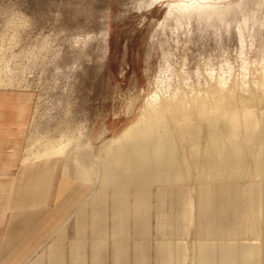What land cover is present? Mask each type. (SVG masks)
<instances>
[{
    "label": "rangeland",
    "instance_id": "1",
    "mask_svg": "<svg viewBox=\"0 0 264 264\" xmlns=\"http://www.w3.org/2000/svg\"><path fill=\"white\" fill-rule=\"evenodd\" d=\"M0 88L36 93L24 159L68 142L89 186L24 264H199L204 247L264 264V0H0ZM162 105L163 169L124 157Z\"/></svg>",
    "mask_w": 264,
    "mask_h": 264
},
{
    "label": "crops",
    "instance_id": "2",
    "mask_svg": "<svg viewBox=\"0 0 264 264\" xmlns=\"http://www.w3.org/2000/svg\"><path fill=\"white\" fill-rule=\"evenodd\" d=\"M35 103L32 90L0 88V264H24L89 192L64 157L24 159Z\"/></svg>",
    "mask_w": 264,
    "mask_h": 264
},
{
    "label": "bare ground",
    "instance_id": "3",
    "mask_svg": "<svg viewBox=\"0 0 264 264\" xmlns=\"http://www.w3.org/2000/svg\"><path fill=\"white\" fill-rule=\"evenodd\" d=\"M200 1H202V0H200ZM181 7L182 8H188L189 6L186 5V6H181ZM182 10L183 9H181V11ZM206 11H208V10H206ZM240 103H244L246 105V102H244L242 99L240 100ZM230 105L231 104H229V106ZM155 107L159 108V106L157 107L156 105H155ZM246 107H248V105L245 106V108ZM168 109H169L168 105H162V107L158 110H154V109L150 110L149 109L150 112L147 113L146 117H143V125L141 127H137V128L130 131L133 138H137V137H140L141 135H143L142 146L140 148L129 146L128 148L123 149L121 151V154H123L124 157H127V156H129V154L134 153L138 150L143 151V155L145 157L143 159V161H145L147 159L157 169H163V167H164L163 159L161 157L157 156L151 150L161 149V147H163V141L170 134L169 129H166L165 126L163 125V118H164L163 115ZM248 109H250V108L248 107L247 109H245V112H247ZM232 112L237 113L236 111H232ZM255 118H256V116H254L252 121H251L252 125L254 127L257 126ZM232 121L234 122V120H232ZM68 146H69L68 142L61 141V142H58L54 145L46 147L45 149L40 151L37 156H44V155L62 156L63 154L64 155L66 154ZM231 148L233 149L232 151L236 150V146H234V145L231 146ZM150 153H152V154H150ZM146 164H147V161L141 162V163L138 162V165H140V166H146ZM219 164L221 165L222 168L223 167L226 168V156L225 155L221 156V158L219 160ZM104 171L108 172L107 170H104ZM261 172L264 175V167L262 168ZM103 179H106V178H103ZM211 248L212 247H204V248L200 249L199 257H198L199 264H212L211 263L212 260L209 257V251L211 250ZM220 254H221V259L223 260L224 264H252L250 259L240 258L239 253H237L232 248H221Z\"/></svg>",
    "mask_w": 264,
    "mask_h": 264
}]
</instances>
